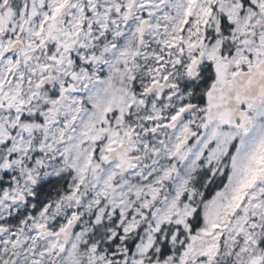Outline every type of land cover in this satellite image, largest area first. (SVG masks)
I'll return each mask as SVG.
<instances>
[{
    "label": "snow or ice",
    "instance_id": "6c2138e0",
    "mask_svg": "<svg viewBox=\"0 0 264 264\" xmlns=\"http://www.w3.org/2000/svg\"><path fill=\"white\" fill-rule=\"evenodd\" d=\"M0 264H264V0H0Z\"/></svg>",
    "mask_w": 264,
    "mask_h": 264
}]
</instances>
